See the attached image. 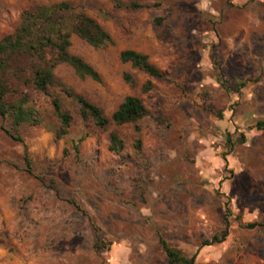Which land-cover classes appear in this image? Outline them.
Returning <instances> with one entry per match:
<instances>
[{"label": "rangeland", "instance_id": "374dc122", "mask_svg": "<svg viewBox=\"0 0 264 264\" xmlns=\"http://www.w3.org/2000/svg\"><path fill=\"white\" fill-rule=\"evenodd\" d=\"M61 1L113 41L94 47L72 36L71 52L101 81L59 65L47 93L27 88L39 124L14 129L0 116V264H168L160 234L199 252V264H264V228L236 220L264 223V0H137V10L112 0H0V40L25 9ZM126 49L147 54L164 77L123 63ZM149 79L154 88L143 93ZM65 87L108 117L139 96L152 117L87 124ZM55 98L73 116L60 140ZM114 132L124 141L119 153L109 149ZM226 231L223 243L201 247Z\"/></svg>", "mask_w": 264, "mask_h": 264}, {"label": "trees", "instance_id": "16d2710c", "mask_svg": "<svg viewBox=\"0 0 264 264\" xmlns=\"http://www.w3.org/2000/svg\"><path fill=\"white\" fill-rule=\"evenodd\" d=\"M112 2L116 9L137 10L144 6L137 0L129 2L112 0ZM73 35H77L94 47H102L113 41L110 33L94 17L77 10L68 1L51 5L36 4L25 9L17 29L0 40V116L10 117L14 129L23 124L37 125L41 122L40 114L32 105L27 88L47 93L55 82V70L59 65L66 63L72 66L81 77L101 81V76L94 66L71 52ZM120 60L123 63H131L134 68L150 77H164V73L150 61L149 56L140 51L123 50L120 53ZM124 78L129 84L135 83V78L130 73H126ZM153 88L154 84L149 79L143 84L142 92L148 93ZM64 91L78 105L84 122L87 124L93 122L102 129H105L110 122L124 125L152 117L143 99L136 95L125 97L111 117H108L101 107L85 96L68 87H65ZM53 106L59 122L55 138L60 140L69 134L73 116L63 109V104L58 98L53 100ZM257 127L264 130V122H258ZM9 133L13 138L21 140L19 136ZM245 138L244 135L243 139ZM136 146L141 147V140L136 141ZM74 147L78 153V146L74 145ZM124 147L123 139L116 132L112 133L109 149L119 153ZM25 161L30 168L31 161L28 155ZM28 171L31 173L30 170ZM231 216H234V213L227 205L224 214L227 230L231 226L229 219ZM236 220H239L240 226L245 229L264 228L262 222L243 221L242 215H237ZM227 236V231L223 234L216 233L204 240L201 247L221 244ZM159 242L168 264H199V252L189 255L182 249L172 246L161 234Z\"/></svg>", "mask_w": 264, "mask_h": 264}]
</instances>
